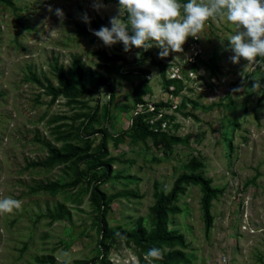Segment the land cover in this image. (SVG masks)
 Returning a JSON list of instances; mask_svg holds the SVG:
<instances>
[{"label":"rangeland","instance_id":"rangeland-1","mask_svg":"<svg viewBox=\"0 0 264 264\" xmlns=\"http://www.w3.org/2000/svg\"><path fill=\"white\" fill-rule=\"evenodd\" d=\"M7 2L0 0V199L23 203L0 213V264L101 258L99 213L86 183L100 170L88 172L86 158L51 166L46 160L50 148L86 146L88 154L97 152L102 130L110 135L113 160L100 186L108 230L149 231L156 196L169 192L180 175H200L219 191L211 201L212 227L205 233L199 186H184L171 205L175 212L166 217L167 230L184 247L163 250L182 252L187 264H264V87L252 88L255 80L264 85V69L247 68L243 59L231 62L227 38L233 26L211 20L182 52L162 59L153 47L141 61L142 50L126 53L122 44L108 48L75 35L76 25H86L82 13L110 20L118 4L104 3L97 12L92 0ZM55 9L64 16L57 17ZM73 62L84 73L87 92L73 101L53 98L49 89H59L60 77L70 80ZM156 63L164 66L165 80L176 77L180 91L166 87ZM98 78L109 89L96 85ZM143 80V101L164 105L165 133L178 144L156 143L130 127L133 90ZM73 165L82 182L67 186L74 180ZM48 185L57 188L49 191ZM106 245L111 264H149L132 244Z\"/></svg>","mask_w":264,"mask_h":264},{"label":"clouds","instance_id":"clouds-1","mask_svg":"<svg viewBox=\"0 0 264 264\" xmlns=\"http://www.w3.org/2000/svg\"><path fill=\"white\" fill-rule=\"evenodd\" d=\"M117 14L110 17L109 26L89 31L102 41L105 47L122 44L124 52L133 48L149 51L158 48L160 58L183 51L189 37L199 38L206 22L226 21L233 26L234 34L229 35L230 60L239 64L241 59L248 62L247 68L259 66L264 69V0H117ZM92 7L99 12L105 8L103 0H92ZM49 11H53L49 8ZM57 17H63L61 9H55ZM82 22L90 25L87 12L80 16ZM139 55V53H138ZM264 87L255 80L252 88ZM234 90V91H238ZM22 201L11 196L0 199V213H12L22 207ZM120 236V233L116 234ZM69 257V253H63ZM151 260L162 259L158 248L146 253ZM70 264V259L66 260Z\"/></svg>","mask_w":264,"mask_h":264},{"label":"trees","instance_id":"trees-1","mask_svg":"<svg viewBox=\"0 0 264 264\" xmlns=\"http://www.w3.org/2000/svg\"><path fill=\"white\" fill-rule=\"evenodd\" d=\"M3 3L8 4L7 0H2ZM105 4H117V0H103ZM91 24L88 25H76L75 26V35L77 37H91L92 42H97L99 39L92 35L89 31V27L93 30H98L101 26H109V20L101 19L95 17L90 19ZM148 52V51H147ZM141 54V61L147 57L146 53ZM160 69V76L163 79V82L167 86L176 85L175 93L181 90V84L178 80H165L164 76V66L160 63H156ZM71 78L70 80H64L62 77L58 79L59 89H49V92L52 94V97L55 98L58 95H65L69 101H73L77 98H80L84 95L87 90L84 83V73L78 67L77 62H73L72 70L70 71ZM91 83L93 81L90 80ZM99 86H104L109 89L108 84L101 78H98L97 84ZM147 89V83L145 80L139 82L133 90V101L134 106L137 104H144L142 97L145 94ZM264 92V91H263ZM163 104L154 105L155 109L153 112L144 111L141 114H136L131 117L130 127L135 128L136 130L143 133L145 136L151 138L152 141L156 143H162L165 146H169L170 143L178 144L180 140L174 136L168 135V133H154L149 129V125L145 122V119L152 116L154 113H157L161 109ZM92 116V115H90ZM163 120L167 119V116L163 115ZM100 133V142L98 145V151L93 154H88V147L84 146L79 147H68L67 149L60 151L55 148H50L48 150V158L46 160V165H55V164H66L72 162L73 160H78L79 158L89 159V165L87 171L99 169L100 174L93 178L88 179L86 183L91 185L90 187V204L93 207H96L99 213L98 221L101 225L100 229V241L99 245L103 251V255L99 259L96 257L88 262H82L81 264H111L106 260L107 245L106 242L114 241H124L127 244H132L136 249L141 251V253L146 257V253L151 248H158L162 252V259L160 260H151L153 264H187L188 259L182 252L179 251H168L165 252L164 248H170L173 246L184 247L182 238L177 236L171 231H168L166 228V217L168 213L175 212V209L171 207L173 201L176 199L178 194L183 193L184 186L194 185L199 186L201 190V200L200 207L202 213V219L204 224V231L208 233L212 227V217L210 215L211 201L219 193L218 190L213 189L210 186V181L203 178L200 175L194 174H183L178 176L169 192L166 194H158L156 199L149 209V215L151 217V228L149 231H145L141 227H135L130 231H112L108 230L106 227L105 214L108 208V204L105 200V195L100 190V186L105 182L109 177L110 163L113 161L108 157L107 151V138L110 136L106 130L98 131ZM229 146V144H228ZM74 180L71 184L67 186H76L82 182V176L78 171L77 165H73ZM66 186V185H65ZM64 187V186H63ZM57 188L56 185H48L45 189L51 191ZM120 233V236L116 234ZM150 260V258H147ZM66 264V263H63Z\"/></svg>","mask_w":264,"mask_h":264},{"label":"built area","instance_id":"built-area-1","mask_svg":"<svg viewBox=\"0 0 264 264\" xmlns=\"http://www.w3.org/2000/svg\"><path fill=\"white\" fill-rule=\"evenodd\" d=\"M170 80H177L175 76H173L172 78H170ZM173 90V87L172 89ZM135 111L133 112V115L136 114H141L144 111L146 112H153L155 107L154 104L152 103H145L144 104H137L134 106ZM162 109H159L157 113H154L152 116L148 117L145 119V122L149 125V129L154 132V133H158V132H162L165 133V129H166V120H163V114L161 113ZM165 116V115H164Z\"/></svg>","mask_w":264,"mask_h":264}]
</instances>
